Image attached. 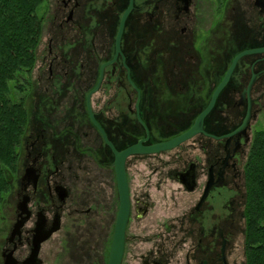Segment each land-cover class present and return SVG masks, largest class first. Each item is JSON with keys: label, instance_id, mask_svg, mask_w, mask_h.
<instances>
[{"label": "flooded vegetation", "instance_id": "flooded-vegetation-1", "mask_svg": "<svg viewBox=\"0 0 264 264\" xmlns=\"http://www.w3.org/2000/svg\"><path fill=\"white\" fill-rule=\"evenodd\" d=\"M130 2L47 1L50 36L39 54L33 110V80L27 97L30 115L5 199L16 192L1 256L14 249L18 260L27 258L44 222L57 229L41 243L37 264L54 235L59 246L73 249L65 253L72 264H83L93 248L94 263L109 264L123 195L106 136L121 151L188 131L236 55L264 47V1L133 0L118 49ZM262 124L264 51L238 60L203 130L175 147L183 150L176 166L160 156L175 148L127 157L130 212L121 264H245V165ZM155 197L162 214L154 212ZM18 220L21 234L10 241Z\"/></svg>", "mask_w": 264, "mask_h": 264}, {"label": "trees", "instance_id": "trees-1", "mask_svg": "<svg viewBox=\"0 0 264 264\" xmlns=\"http://www.w3.org/2000/svg\"><path fill=\"white\" fill-rule=\"evenodd\" d=\"M47 1L0 0V209L18 175ZM245 191V264H264V128L255 132L246 161Z\"/></svg>", "mask_w": 264, "mask_h": 264}, {"label": "water", "instance_id": "water-1", "mask_svg": "<svg viewBox=\"0 0 264 264\" xmlns=\"http://www.w3.org/2000/svg\"><path fill=\"white\" fill-rule=\"evenodd\" d=\"M263 1L264 0H258V2H260V3H262ZM132 8H133V0H131L128 8L125 10V12L121 18L120 29H119V33L117 36L118 49H119V44L121 41V36H122L123 30H124L126 19L129 15V13L131 12ZM261 51H264V47L259 48V49L246 50V51H243V52L239 53L238 55H236L231 66L229 67V69L226 73L225 78L223 79L222 83L219 85V87L215 91L214 95L212 96L209 105L200 115H198L195 123L193 124V126L188 131H186V132H184L178 136H175L169 140L162 141V142L155 143V144L148 145V146L143 145L142 140H141L137 144L128 146L127 148H125L121 151H118L114 147L112 142L106 136V141H107L108 145H110L114 149V152L116 154V161H115L116 171H117L118 180L120 183V189H121L122 195H123L122 196L123 197L122 209H121L120 214H119L118 227H117L115 237H114V241H113L112 248H111L109 264H121V260H122V256H123V252H124L125 225H126V222L128 220L129 212H130L129 191H128V186H127V175H126V168H125V163H126L127 157L130 155H133V154L158 153V152L173 149V148L177 147L183 141L191 138L196 133L202 131L204 118L206 117V115L210 112V110L214 106L219 91L228 82L238 60L245 54H250V53H254V52H261ZM103 69H104V67H102V74H101V78L99 80V83L97 84V86L92 91H95L99 88V85L101 83L102 76H103ZM129 80L136 87V84L131 79L130 75H129ZM92 118H93L94 122L96 123V125L103 131V129L101 128L99 123L94 118L93 113H92ZM139 118H140V115H139ZM140 120H141V118H140ZM248 121H249V115H247L246 119L244 120L243 124L241 125V127H240L241 130H243L247 126ZM103 133L105 134L104 131H103ZM23 210H24V208H23ZM23 224H24L23 220H18L17 222H15L14 227H13L12 232H11L10 241H12V239H14L15 236L21 234V227ZM56 229H57L56 227L51 228V229H46L44 222H39L37 224V227H36V233L34 236L33 247H32V251H31L30 255L27 258H25L24 260L20 261L15 257L14 249H11L9 251L6 250L2 253V256L4 258V264H35V263L37 264V263H39L40 260L38 259V254L40 251V245L44 240L48 239L51 236V234L53 233V231Z\"/></svg>", "mask_w": 264, "mask_h": 264}, {"label": "rangeland", "instance_id": "rangeland-1", "mask_svg": "<svg viewBox=\"0 0 264 264\" xmlns=\"http://www.w3.org/2000/svg\"><path fill=\"white\" fill-rule=\"evenodd\" d=\"M46 3L44 2L42 4V7L45 5ZM46 11V7L44 9V13ZM50 25H51V14L49 15V17L47 19H45L44 22V26H43V34H42V39L40 41V44L37 48V61H36V66L33 70L32 73V80H33V84H34V88H33V93L31 95V97L28 100V105L30 106V109L33 110L35 103H36V92L39 91V86H38V82H39V73H40V67H41V60H40V53L41 51L46 47V44L48 42L49 36H50ZM45 81V80H44ZM44 84H47V82H44ZM67 85V84H65ZM35 92V94H34ZM17 96H20V94L18 93ZM69 96H66V98H64V96H60L61 101L70 102V100L68 99ZM259 128H264V124L260 125ZM183 150L181 148H175L173 150L167 151L163 154H161L160 156H162V158H164V160H167L169 157H171V165L176 166L177 164L175 163V160L178 159V155H180V153ZM156 167H158V169L160 170H165L164 168V164L160 163L158 161V159L154 160ZM14 190V189H13ZM156 196V195H155ZM16 197V192L13 191L12 195H10L7 198V202H4L2 208L0 209V264L2 263V256H1V252H2V248L4 246V242H5V238L9 229V217L10 216V212H11V205L12 202H14V199ZM156 200V207L154 209V212L156 215L158 214H162V209L161 207L163 206V204H160L157 201V198L155 197ZM164 210V207H163ZM174 211V208H168L165 212H167L168 214H171ZM95 241V240H94ZM93 242V240H92ZM71 251L73 249H70ZM70 250L63 248L61 246H59V236L58 235H54V237H52L50 240H48L47 242H45L42 246V251H41V257L43 258V264H72V261L69 260L70 255L67 254V256H65L67 253L66 251ZM96 248H93V253L92 256L90 258H88L86 261L84 260L83 264H95V257L97 256V252H96ZM64 255V256H63ZM61 257V258H57V257ZM241 260H245V256L244 254H242ZM82 262V261H81Z\"/></svg>", "mask_w": 264, "mask_h": 264}]
</instances>
